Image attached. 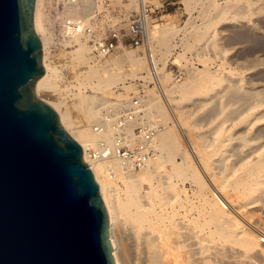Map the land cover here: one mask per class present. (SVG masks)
<instances>
[{
	"label": "bare ground",
	"instance_id": "1",
	"mask_svg": "<svg viewBox=\"0 0 264 264\" xmlns=\"http://www.w3.org/2000/svg\"><path fill=\"white\" fill-rule=\"evenodd\" d=\"M40 1L37 0L36 4L35 29L43 44L46 74L40 81L39 89L46 99L61 75L57 67L47 62V41L43 38ZM138 1L131 0L132 9L138 8ZM89 11L91 8L86 7L75 12L85 14ZM153 28L159 36H165L170 32L168 30L173 29L162 26ZM86 41L76 40L75 49L69 53L73 63L88 68L85 73L77 75L79 85L75 86L79 90L76 108L82 110L84 124L75 125L63 101L47 99L59 109L63 128L84 147L95 145L102 138L94 132L93 127L101 121L103 109L113 102L107 99V94L122 79L119 75L123 64L141 67L142 63L141 58L127 52L122 61L115 59L110 63H101L105 60L102 59L90 65V48ZM160 83L166 97L165 105L154 91L149 92L147 99L145 97V118L164 125H160L162 130L156 139V153L148 165L140 172L126 170L115 160L91 165L110 217L117 264H178L174 252L182 240L194 238L197 225L204 227L205 234L195 236L197 240L191 242L186 250L188 259L185 264H207V259L221 264H245L253 254L263 256L261 235L264 232L250 230L241 219H247L251 209L264 211V85H249L243 73L221 69L211 72L208 67L203 71L192 69L190 79L177 87L168 88L165 81ZM88 87L91 90L89 94ZM175 93L179 94L180 100H175ZM129 99L128 95L117 101L123 103ZM186 99L193 110L189 109L188 115L177 113L173 122L170 109L179 108V104ZM190 117L208 125L205 130H189L188 137L189 141L195 138L191 141L194 143L192 151L199 157L198 164L205 171L210 186L204 184L193 194L198 202L192 205L186 221L180 218L176 207L178 202L189 201L191 196H187L182 191L184 189H178L173 177L197 173H194V162L179 133V125L185 127L187 122L190 123ZM103 137L111 140L112 134L107 133ZM199 143H203L204 147ZM207 148L210 154L205 152ZM85 162H89L87 157ZM166 164L171 165V171L165 170ZM108 166L114 169L116 178L107 174ZM214 190L227 199L237 217ZM175 203L177 206H172ZM116 232H119V239ZM230 242L232 246L228 245ZM125 247L130 249V257L122 255ZM235 247L240 249L242 256L236 262L233 255L238 249Z\"/></svg>",
	"mask_w": 264,
	"mask_h": 264
},
{
	"label": "water",
	"instance_id": "2",
	"mask_svg": "<svg viewBox=\"0 0 264 264\" xmlns=\"http://www.w3.org/2000/svg\"><path fill=\"white\" fill-rule=\"evenodd\" d=\"M37 0H0V264H117L82 146L40 92Z\"/></svg>",
	"mask_w": 264,
	"mask_h": 264
},
{
	"label": "rangeland",
	"instance_id": "3",
	"mask_svg": "<svg viewBox=\"0 0 264 264\" xmlns=\"http://www.w3.org/2000/svg\"><path fill=\"white\" fill-rule=\"evenodd\" d=\"M143 2L150 5L161 6V9L156 11L149 21L147 38L144 45L139 48L129 45L121 47L115 54L110 56V58L107 57L105 60L100 61L101 63H110L115 59L122 61L127 52L142 59L141 67L131 66L129 63L123 64V69L120 71L121 74L119 77L125 80L121 79L113 86L111 92L107 94V99L109 101L122 100L123 96L128 95L131 99L133 94L137 95L139 94V90H142L146 99L149 97V92L154 91L163 99L162 102L165 105L167 103L165 100L166 97L164 98L165 95L160 81H165V86L168 88L177 87V85H182L190 79L192 69L203 71L205 67L210 68L211 72L221 69L227 72L235 71L241 75L243 73L249 85L254 87L264 85V0H139V5L136 10L139 9ZM110 4L112 11L115 12L113 16L116 15L113 19V24H118L120 29L127 30L130 24V17L136 11L131 8V0H110ZM39 8L41 23L44 28L43 38L45 42L47 41V62L49 65L57 67L61 75V79L55 81V87L52 92L47 95L46 99L55 100L57 102L63 101L75 125L81 126L84 124V116L82 110L76 108L78 106L77 104H79V99L76 96L79 94V90L75 86L79 85L78 81H76L77 75L85 73L88 68L84 65L79 66L71 61V55L69 53L75 48L69 50V52L61 48L54 51L52 48L53 42L49 38L46 28L48 18L44 0L40 1ZM99 10L104 12V14L107 15L106 17H110V10L105 9L102 5L99 7ZM220 20L221 22L217 24ZM154 26L173 29H171L172 31L168 30L170 32L165 36H159V34L153 30ZM127 42H130L129 38H127ZM86 43L88 45L87 41ZM88 58L90 65L99 62L91 59L90 54ZM248 71L253 74H249ZM153 73L156 74V78ZM157 79L160 80L158 81ZM87 93H91L89 87ZM173 97H176V101L180 100L178 93L173 94ZM183 102L179 104V108L170 109L169 115L173 118H171L173 122L177 113L184 112V115H188L187 113L190 112L189 109L193 110L188 99ZM188 121H190V123L187 122V127L179 125V133L185 147L189 151V156L192 158L191 161L194 162H192L195 168L194 173H197L194 175L192 174L193 172H190L184 176L173 177L175 183L178 184V189H184L182 191H185L187 194L184 193L191 197L189 201L186 200L182 204L178 202V206L177 203L172 204V206H177L176 208L179 211L180 218L186 221L190 216L193 208L192 205H196L198 202L197 199L193 198V194L200 190L201 186L204 184L210 186V181L207 179L208 177L205 171L202 169L201 165L198 164L199 157L192 151L194 143L191 141L195 138H191V141H189L190 137H188L190 133L189 130L193 132L195 130H205L208 128V125L204 124V122L193 120V117H190ZM166 123L167 122L164 124L166 125ZM159 125L164 126L163 124ZM242 131L243 130H241V132ZM199 145L204 147L203 143H199ZM207 147L210 149L209 146ZM208 148L207 150L205 149V152L208 151L207 154L210 152ZM165 168L167 171L172 170L171 165L168 164H166ZM119 186H121V184H119ZM145 187L148 188L147 186ZM214 192L222 198L229 207V211L237 217L227 199H225L220 192L216 190H214ZM255 210L256 209H251L249 211L251 215L247 217L250 220L248 218L245 220L241 219V222L254 232H264V211ZM195 227L197 234L193 235L194 238L188 239L187 237V239L182 240L183 242L180 243L181 245H179L174 252L178 264H185L188 259L186 250L189 249L191 242L195 243L197 240L195 236L205 234L204 227L201 225ZM115 235L118 237L117 239H119V232H116ZM202 238L203 237L198 240ZM261 240L264 246V234L261 235ZM228 245L232 246L233 244L230 242ZM235 248L239 250V253L238 250L235 252L238 256L235 254L233 255V259L236 262V260L239 261L240 258L238 257L241 256V252L238 247ZM121 252L124 253L122 255H126L127 257L131 256L129 255L131 254L130 249L128 250L126 247L125 250ZM263 257L264 255L253 254L251 259L247 261L249 263H246L264 264ZM207 264L221 263L207 259Z\"/></svg>",
	"mask_w": 264,
	"mask_h": 264
},
{
	"label": "built area",
	"instance_id": "4",
	"mask_svg": "<svg viewBox=\"0 0 264 264\" xmlns=\"http://www.w3.org/2000/svg\"><path fill=\"white\" fill-rule=\"evenodd\" d=\"M47 13L48 35L53 49L72 50L76 40H87L90 56L95 61L112 56L124 46L141 47L147 38L149 21L161 6L142 3L130 17L128 29H120L113 24L115 12L110 0H44ZM110 10V17L99 10L101 5ZM91 11L77 14L82 8ZM127 38L130 42H127ZM154 77L156 78V74ZM118 103V104H117ZM94 132L102 136L95 145L82 146L83 157L88 165L100 162L118 161L130 171L144 169L156 153V139L161 126L145 118V95L142 90L123 103L113 100L102 112L101 121ZM112 134L111 140L103 136ZM93 171V170H92ZM107 174L111 178L117 175L110 166ZM94 173V172H93Z\"/></svg>",
	"mask_w": 264,
	"mask_h": 264
}]
</instances>
